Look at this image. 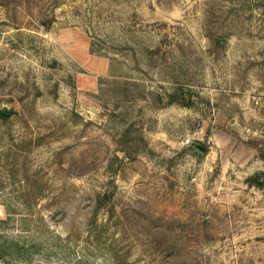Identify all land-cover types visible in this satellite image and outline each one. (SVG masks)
Listing matches in <instances>:
<instances>
[{
	"label": "rangeland",
	"instance_id": "1",
	"mask_svg": "<svg viewBox=\"0 0 264 264\" xmlns=\"http://www.w3.org/2000/svg\"><path fill=\"white\" fill-rule=\"evenodd\" d=\"M0 110V264H264V0H0Z\"/></svg>",
	"mask_w": 264,
	"mask_h": 264
},
{
	"label": "trees",
	"instance_id": "2",
	"mask_svg": "<svg viewBox=\"0 0 264 264\" xmlns=\"http://www.w3.org/2000/svg\"><path fill=\"white\" fill-rule=\"evenodd\" d=\"M180 100L178 99L177 94L170 95L169 103H180ZM184 106H187L189 104L184 103ZM0 117L5 118L1 113ZM205 152L208 151V148H204ZM259 155L262 159H264V147H261L258 149ZM247 183L251 186L256 187H262L264 185V173H256L254 175H251L246 179ZM4 221L0 220V224H3ZM23 246L19 244L18 242H15L14 240H8L7 238H4L2 241V244L0 245V260L6 257L7 255H16L17 258L21 257L22 255Z\"/></svg>",
	"mask_w": 264,
	"mask_h": 264
},
{
	"label": "water",
	"instance_id": "3",
	"mask_svg": "<svg viewBox=\"0 0 264 264\" xmlns=\"http://www.w3.org/2000/svg\"><path fill=\"white\" fill-rule=\"evenodd\" d=\"M0 113L3 115V116H8L9 114H11L10 111H5V110H0ZM195 146H197V148L199 150H204L203 146L199 145V144H194Z\"/></svg>",
	"mask_w": 264,
	"mask_h": 264
},
{
	"label": "built area",
	"instance_id": "4",
	"mask_svg": "<svg viewBox=\"0 0 264 264\" xmlns=\"http://www.w3.org/2000/svg\"><path fill=\"white\" fill-rule=\"evenodd\" d=\"M189 141V140H188Z\"/></svg>",
	"mask_w": 264,
	"mask_h": 264
}]
</instances>
